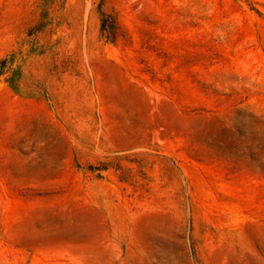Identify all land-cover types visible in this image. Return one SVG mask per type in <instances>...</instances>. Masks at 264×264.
Here are the masks:
<instances>
[{"label": "rangeland", "instance_id": "obj_1", "mask_svg": "<svg viewBox=\"0 0 264 264\" xmlns=\"http://www.w3.org/2000/svg\"><path fill=\"white\" fill-rule=\"evenodd\" d=\"M0 264H264V0H0Z\"/></svg>", "mask_w": 264, "mask_h": 264}]
</instances>
